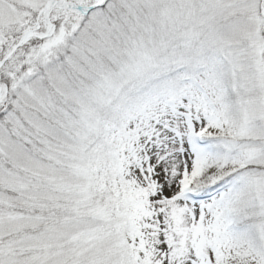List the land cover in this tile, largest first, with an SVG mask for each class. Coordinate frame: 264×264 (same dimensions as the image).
I'll list each match as a JSON object with an SVG mask.
<instances>
[{
  "label": "snow or ice",
  "instance_id": "snow-or-ice-1",
  "mask_svg": "<svg viewBox=\"0 0 264 264\" xmlns=\"http://www.w3.org/2000/svg\"><path fill=\"white\" fill-rule=\"evenodd\" d=\"M0 264H264V0H0Z\"/></svg>",
  "mask_w": 264,
  "mask_h": 264
}]
</instances>
